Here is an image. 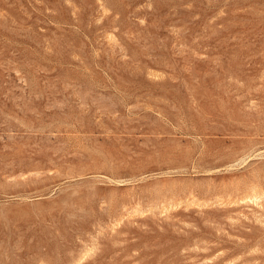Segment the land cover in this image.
Wrapping results in <instances>:
<instances>
[{
  "label": "rangeland",
  "instance_id": "rangeland-1",
  "mask_svg": "<svg viewBox=\"0 0 264 264\" xmlns=\"http://www.w3.org/2000/svg\"><path fill=\"white\" fill-rule=\"evenodd\" d=\"M0 264H264V0H0Z\"/></svg>",
  "mask_w": 264,
  "mask_h": 264
}]
</instances>
